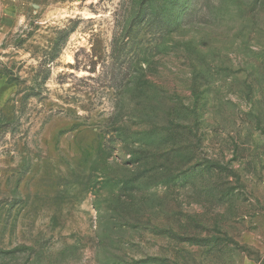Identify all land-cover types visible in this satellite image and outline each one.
<instances>
[{"label":"rangeland","instance_id":"1","mask_svg":"<svg viewBox=\"0 0 264 264\" xmlns=\"http://www.w3.org/2000/svg\"><path fill=\"white\" fill-rule=\"evenodd\" d=\"M0 264H264V0H0Z\"/></svg>","mask_w":264,"mask_h":264}]
</instances>
